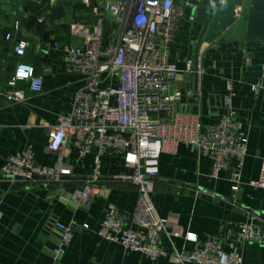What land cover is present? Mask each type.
Returning <instances> with one entry per match:
<instances>
[{
  "label": "crops",
  "instance_id": "1",
  "mask_svg": "<svg viewBox=\"0 0 264 264\" xmlns=\"http://www.w3.org/2000/svg\"><path fill=\"white\" fill-rule=\"evenodd\" d=\"M77 1L67 9V17L49 24V43H38L21 34V22L14 14L9 19L0 13V264H180L172 257L151 261L138 253L109 243L98 235L107 202L115 203L124 213L134 210L137 198L135 187L126 181L114 180L124 171L121 159L107 155L103 159V177L100 185L110 190L107 199L98 197L92 202L78 204L75 191L89 173L90 158L79 161L75 150L69 156L77 177L68 179L59 187L37 182L30 187L12 185L3 175L2 168L12 155L29 145L34 147L35 161L44 166L56 163V154L47 149L46 129L57 125L59 117L67 114L74 96L84 84V78L69 72L62 53L49 45L54 42L75 45L79 40L71 36L73 21L93 23L92 8L107 0H91L89 6L74 9ZM83 3V2H82ZM51 0H33L26 15L35 14L47 19ZM84 5V4H83ZM192 9H186L173 45L169 61L182 73L174 81L172 90H193V96H184L177 104L182 113L197 114L205 126L216 124L225 114L223 99L229 84L233 86L234 120L239 124L238 135L248 139V153L243 168L235 160L213 180L209 177L210 161L195 150L180 145L176 153H165L160 159V174L155 181L153 203L162 218L169 219L183 234L193 232L198 244L211 242L226 252L237 250L243 264H264V246L238 241L239 226L254 222L264 226V189L251 186L258 179L264 156V90L254 86L264 72V44L260 48H245L240 43L222 42L220 38L202 43L195 57L199 31L192 19ZM117 22L106 15L103 32L104 47L114 45L118 39ZM7 36H10L7 39ZM20 41L31 46L24 57L13 52ZM157 51L162 53L161 42ZM201 65L202 76L187 71V64ZM18 64L34 68L43 76L44 90L35 94L27 83L18 84L26 93L23 102L9 101L4 97L7 82ZM240 185L236 200L232 187ZM225 197V200H220ZM75 223L74 242L55 262L52 252L61 232L58 223ZM88 225V228H84ZM179 250L189 252L194 244L175 239ZM161 244L170 250L171 243L163 238Z\"/></svg>",
  "mask_w": 264,
  "mask_h": 264
},
{
  "label": "built area",
  "instance_id": "2",
  "mask_svg": "<svg viewBox=\"0 0 264 264\" xmlns=\"http://www.w3.org/2000/svg\"><path fill=\"white\" fill-rule=\"evenodd\" d=\"M58 1L51 0L49 12ZM198 1L201 0H107L91 9L93 23L73 21L70 33L80 42L49 45L62 53L69 72L84 78L71 110L59 117L57 125L46 129L47 149L56 154V163L53 166L38 164L34 147L29 145L7 158L2 173L12 185L30 187L43 182L61 188L68 179L77 177L73 164L68 162L75 150L79 161L88 158L92 161L91 170L74 192L81 204L98 197L108 200L110 190L100 185L103 159L107 155L118 157L124 171L114 176V180L130 182L137 198L130 214L122 212L115 203L107 202L98 231L100 238L153 262L172 257L180 264H243V256L236 249L226 252L211 242L199 245L195 233L183 234L169 219L159 215L152 200L161 156L176 153L180 145L209 159V177L213 180L220 178L230 160H235L237 168L241 169L247 158L248 139L238 135L240 126L234 120L231 84L223 99L225 114L212 126H205L197 114L177 109L184 96H193L195 92L172 90L182 71L169 61L170 46L176 40L185 10L193 9L194 2ZM90 2L79 0L83 6H89ZM106 15L117 22L119 34L114 45L104 47ZM235 17L236 24L244 19V6L235 11ZM157 42H161V54L157 51ZM30 46L29 41H20L14 45L13 52L22 58ZM194 69L201 77L199 62L196 67L192 62L187 64V71ZM21 82L27 83L35 94L44 90L43 76L37 75L30 65L18 64L7 82L9 88L4 94L7 100L25 101V91L18 89ZM261 90H264V72L254 86L255 92ZM251 186L264 189V156L258 179L251 182ZM232 191V199L236 200L240 185H234ZM74 225V222L57 224L61 235L52 252L55 262L74 242ZM83 227L88 228V225ZM182 237L194 244L191 251L184 252L175 246V239ZM163 238L171 243L170 250L161 244ZM237 238L242 244L264 246V226L242 223Z\"/></svg>",
  "mask_w": 264,
  "mask_h": 264
},
{
  "label": "water",
  "instance_id": "3",
  "mask_svg": "<svg viewBox=\"0 0 264 264\" xmlns=\"http://www.w3.org/2000/svg\"><path fill=\"white\" fill-rule=\"evenodd\" d=\"M33 0H0V13L5 19L14 14L23 25L21 34L38 43H49V24L67 17V9L74 0H59L47 19L29 14L25 17L29 4ZM245 8V17L237 24L235 11ZM84 7L77 1L74 9ZM192 19L199 31L196 41L195 57L202 43L218 38L222 42L240 43L245 48H260L264 44V0H201L194 2ZM196 114V113H195Z\"/></svg>",
  "mask_w": 264,
  "mask_h": 264
}]
</instances>
